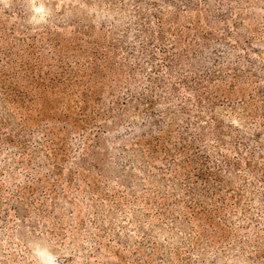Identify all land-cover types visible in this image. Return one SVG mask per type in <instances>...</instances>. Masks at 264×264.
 I'll use <instances>...</instances> for the list:
<instances>
[{"label":"rangeland","instance_id":"374dc122","mask_svg":"<svg viewBox=\"0 0 264 264\" xmlns=\"http://www.w3.org/2000/svg\"><path fill=\"white\" fill-rule=\"evenodd\" d=\"M0 264H264V0H0Z\"/></svg>","mask_w":264,"mask_h":264}]
</instances>
